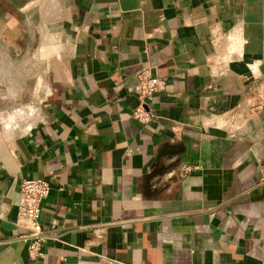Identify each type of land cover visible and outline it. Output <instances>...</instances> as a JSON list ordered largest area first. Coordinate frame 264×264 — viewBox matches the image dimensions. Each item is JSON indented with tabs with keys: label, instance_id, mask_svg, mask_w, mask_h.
Returning <instances> with one entry per match:
<instances>
[{
	"label": "crops",
	"instance_id": "crops-1",
	"mask_svg": "<svg viewBox=\"0 0 264 264\" xmlns=\"http://www.w3.org/2000/svg\"><path fill=\"white\" fill-rule=\"evenodd\" d=\"M0 60L28 90L0 94V264H264V0H0ZM21 177L50 186L35 259Z\"/></svg>",
	"mask_w": 264,
	"mask_h": 264
},
{
	"label": "built area",
	"instance_id": "built-area-1",
	"mask_svg": "<svg viewBox=\"0 0 264 264\" xmlns=\"http://www.w3.org/2000/svg\"><path fill=\"white\" fill-rule=\"evenodd\" d=\"M137 103L131 110V116L140 123L150 120L152 112L150 102L154 92L164 87V79L151 74L148 67L137 70L136 75ZM264 106V80L260 82L257 91V99L249 102L250 109H258ZM49 183L41 177H21L18 181L19 203L17 214L24 220L25 232L19 238L26 244V255L35 259L43 255V234L39 220L41 201L48 195ZM99 264H132L115 258L98 255Z\"/></svg>",
	"mask_w": 264,
	"mask_h": 264
},
{
	"label": "rangeland",
	"instance_id": "rangeland-1",
	"mask_svg": "<svg viewBox=\"0 0 264 264\" xmlns=\"http://www.w3.org/2000/svg\"><path fill=\"white\" fill-rule=\"evenodd\" d=\"M5 59H6V55L4 56V58H2V60L5 61ZM24 61H25V58L22 55L21 56L20 55L16 56V60L14 62V64H16V68L17 67L22 68L23 67V63H24L25 67H26V65L30 64V63H26ZM0 63H1V60H0ZM0 68H1V65H0ZM5 68H6V66H5ZM3 78L5 80H7V82L9 81L10 86L8 88H1L0 89V94L1 95H7V94L9 95V93H10V94H12L14 99H16V100L22 99L23 98L22 97L23 93L25 95H27V91H28L27 87L26 86L25 87H21V85H22L21 83L23 81L21 75H17V74L12 75V73H8V76H3ZM30 80L29 81L32 82L33 78H31ZM28 89H30V88H28Z\"/></svg>",
	"mask_w": 264,
	"mask_h": 264
}]
</instances>
